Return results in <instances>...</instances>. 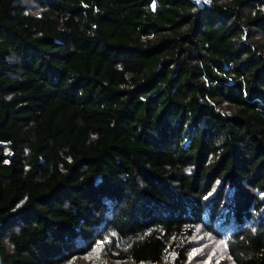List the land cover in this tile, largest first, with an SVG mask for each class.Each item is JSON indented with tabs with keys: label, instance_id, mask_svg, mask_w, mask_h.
I'll return each instance as SVG.
<instances>
[{
	"label": "trees",
	"instance_id": "obj_1",
	"mask_svg": "<svg viewBox=\"0 0 264 264\" xmlns=\"http://www.w3.org/2000/svg\"><path fill=\"white\" fill-rule=\"evenodd\" d=\"M264 264V0H0V264Z\"/></svg>",
	"mask_w": 264,
	"mask_h": 264
},
{
	"label": "rangeland",
	"instance_id": "obj_2",
	"mask_svg": "<svg viewBox=\"0 0 264 264\" xmlns=\"http://www.w3.org/2000/svg\"><path fill=\"white\" fill-rule=\"evenodd\" d=\"M192 256H203L198 264H231L225 258V245L223 240L217 239L205 231H198L190 247Z\"/></svg>",
	"mask_w": 264,
	"mask_h": 264
},
{
	"label": "built area",
	"instance_id": "obj_3",
	"mask_svg": "<svg viewBox=\"0 0 264 264\" xmlns=\"http://www.w3.org/2000/svg\"><path fill=\"white\" fill-rule=\"evenodd\" d=\"M191 1L200 8L209 7L212 4V0H191Z\"/></svg>",
	"mask_w": 264,
	"mask_h": 264
}]
</instances>
